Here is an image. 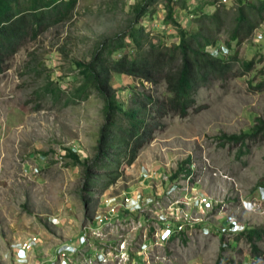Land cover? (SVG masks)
<instances>
[{"label":"rangeland","instance_id":"rangeland-1","mask_svg":"<svg viewBox=\"0 0 264 264\" xmlns=\"http://www.w3.org/2000/svg\"><path fill=\"white\" fill-rule=\"evenodd\" d=\"M137 1L77 0L69 19L34 38L29 33L5 61L0 73V264H17L15 244L29 236L38 237L39 245L28 264L55 262L61 248L72 244L80 249L75 264H137L131 257L138 256L143 241L152 249L142 255L148 264H264V236L255 257L244 239L234 241L245 228L264 231V140L235 144L228 139L250 134L256 119L264 121V90L250 85L258 84L264 70V20L261 39L255 31L242 45L232 42L227 49L236 0H229L221 14L219 49L225 56L236 51L239 62L255 59L254 69L243 75L237 67L234 76L201 87L195 108L186 117L170 114L159 121L152 140L130 166L121 163L111 186L102 190V179L89 193L82 191L83 167L66 151L81 163L93 160L104 124L103 101L94 92L65 105L78 85L73 67L91 59L98 41L126 30ZM187 1L195 10L201 0ZM213 10L203 7L206 13ZM164 14L157 7L153 19H143L144 26L156 41L172 44L178 37L162 24ZM188 15L181 10L180 21L195 18ZM48 81L60 87L58 98L39 92ZM111 82L117 100L127 107L131 89L154 99L165 90L163 84L126 76ZM181 169L190 174L171 180ZM137 192L143 195L142 209H120L108 224L97 225L110 198L119 201ZM184 214L182 230L161 244L160 229ZM85 234L82 245L79 238ZM122 240L127 252H120L121 259L95 260V248L107 245L116 252Z\"/></svg>","mask_w":264,"mask_h":264},{"label":"trees","instance_id":"trees-1","mask_svg":"<svg viewBox=\"0 0 264 264\" xmlns=\"http://www.w3.org/2000/svg\"><path fill=\"white\" fill-rule=\"evenodd\" d=\"M218 1L201 0L195 10L189 11L187 0H138L130 7L131 19L126 30L98 41L88 62L75 63L73 68L78 69V85L65 105L74 100L84 101L96 92L103 101L104 115L93 160L81 163L73 151H66L67 157L83 167L82 191L89 193L102 179V190L111 186L119 177L121 163L130 166L140 150L152 140L154 130L160 126L159 121L170 114L186 117L189 110L195 108V95L201 87L234 76L237 67V74L243 75L254 69L255 59L239 62L236 51L225 56L219 49L217 35L224 25L221 14L227 8L221 5L211 13L203 11L204 6H215ZM236 2L238 6L232 18L227 49H231L232 42L236 46L242 45L264 20V0ZM76 3L77 0H0V73L4 71L5 61L15 54L26 35L30 33L34 38L69 19ZM157 7L165 13L162 24L176 30L178 40L172 44L156 41L144 26L143 19H153L151 15ZM181 10L193 13L195 18L184 25L178 15ZM121 76L151 85L163 84L165 90L154 99V96L131 89L128 94L131 105L127 107L117 100L111 82L112 78ZM55 83L48 81L39 92L58 98L61 89ZM250 85L256 91L264 90V70L258 84L253 86L251 82ZM248 138L264 140V121L256 119L250 134L228 137L235 144ZM182 174L188 176L190 171L181 169L171 180ZM234 236L235 242L244 239L249 244L253 257L259 255L257 242L264 236L263 229L245 228Z\"/></svg>","mask_w":264,"mask_h":264},{"label":"built area","instance_id":"built-area-1","mask_svg":"<svg viewBox=\"0 0 264 264\" xmlns=\"http://www.w3.org/2000/svg\"><path fill=\"white\" fill-rule=\"evenodd\" d=\"M229 2V0H219L215 6H212V8H217L221 5H225ZM192 5H189V11H192ZM164 12V11H163ZM190 18H193V14L190 13V15H188ZM262 26V24L258 27V29L256 30L258 32L257 34V38L261 39L262 36L259 34L260 33V27ZM216 54H218L216 52ZM37 169L34 168V173L36 174ZM202 203L206 202L205 200L201 199ZM142 202H143V195L141 193H132V194H125L124 197L117 201L116 198H110L108 200L106 205L108 207V211L106 214H100L98 215V217L96 218V221L98 222L97 225H103V224H108V220H111V218L115 215V213H117V211H119L120 209L123 210H127L130 213H137L138 210L142 209ZM205 204V203H204ZM128 208V209H125ZM188 219V215L184 214L180 216L179 222H176L175 224H165L163 229H160V232H158V240L161 242V244H163L164 242H166L171 236L176 235L178 232H180L182 230V226L183 224H185L187 222ZM89 231L92 232L93 235H95L96 232H94V230L92 228H89ZM98 234V233H97ZM86 234L81 236L79 238V243L86 244L87 240H84ZM146 238V235H145ZM83 239V240H81ZM146 240V239H145ZM39 245V240L38 237L36 236H29L26 238H23L21 240H19L16 244H15V261L17 264H28L29 262V256L31 253H33L35 251V249L37 248V246ZM162 246V245H161ZM92 249V248H91ZM112 249V248H111ZM89 250V249H88ZM96 251V258L95 260H97L98 262H102L105 263L108 260L114 259H121L122 256L120 255V252L125 250V254L127 252L126 249V245L124 243V241L122 240L120 244H118V249H116V252L108 250L107 249V245H103L101 247V251H99L98 249H94ZM152 249L149 247L148 241H143V243L141 244V246L139 247L138 251H137V257L133 256L131 257L133 259V261L135 263H139V264H148L144 261V258L142 257V255L146 254L147 251H151ZM80 252V249L77 245H67L65 246L63 249L61 248V250L58 252L57 254V258L56 261L53 262V259H47L45 261H42L39 264H75V258L77 256V253ZM132 255V254H131ZM137 259V260H136ZM142 260L143 263H141L139 260ZM134 264V263H131Z\"/></svg>","mask_w":264,"mask_h":264},{"label":"crops","instance_id":"crops-1","mask_svg":"<svg viewBox=\"0 0 264 264\" xmlns=\"http://www.w3.org/2000/svg\"><path fill=\"white\" fill-rule=\"evenodd\" d=\"M182 23H183L184 25H186L187 22L184 20V21H182ZM184 25H183V26H184Z\"/></svg>","mask_w":264,"mask_h":264},{"label":"clouds","instance_id":"clouds-1","mask_svg":"<svg viewBox=\"0 0 264 264\" xmlns=\"http://www.w3.org/2000/svg\"><path fill=\"white\" fill-rule=\"evenodd\" d=\"M198 1H200V0H198ZM189 4V3H188ZM192 8H193V5H192ZM193 10V9H192ZM190 14V13H189ZM178 15H179V12H178Z\"/></svg>","mask_w":264,"mask_h":264}]
</instances>
